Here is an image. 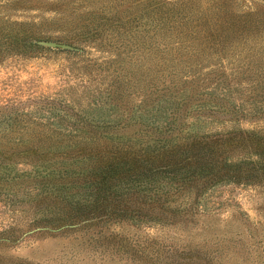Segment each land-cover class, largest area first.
<instances>
[{"label": "rangeland", "instance_id": "374dc122", "mask_svg": "<svg viewBox=\"0 0 264 264\" xmlns=\"http://www.w3.org/2000/svg\"><path fill=\"white\" fill-rule=\"evenodd\" d=\"M157 1L0 0V107L9 106L0 110V152L11 159L10 175L36 171L24 159V145L51 143L56 135L49 139L45 130H72L80 124L78 114L93 110L91 87L110 89L117 113H131L146 93L156 106L191 103L192 96L207 105L222 103L224 113L217 107L215 118L198 130L264 138V0H166L178 4L169 16L166 8L152 10ZM140 16L149 20L148 30H130ZM50 37L65 42L44 40ZM49 109L63 120H42ZM109 109L104 112L118 120ZM2 113L13 118L2 119ZM128 125L119 135L129 138L139 129ZM235 145L224 155L235 153L233 161L244 155ZM44 155L52 162L35 157L33 163L60 170L64 178L65 168L74 169L73 158ZM58 178L0 181V233L11 232L10 240L0 242V264H264V180L210 191L201 229L189 243L174 227L129 216L105 221L88 214L55 228L64 216V194H70L65 188L73 186ZM41 182L49 189L37 197L30 188ZM184 243L199 247L197 262L177 258L181 252L173 250Z\"/></svg>", "mask_w": 264, "mask_h": 264}, {"label": "trees", "instance_id": "16d2710c", "mask_svg": "<svg viewBox=\"0 0 264 264\" xmlns=\"http://www.w3.org/2000/svg\"><path fill=\"white\" fill-rule=\"evenodd\" d=\"M177 5L158 0L152 4V10L166 8L169 16ZM135 22L136 25L130 30H148L145 28L149 25L148 19L143 21L140 16ZM44 40L65 42L51 37ZM56 49L64 50L61 47ZM88 89H95L96 93L93 95L92 91L91 97H88L93 110L85 115L78 114L79 118L81 116L80 124L75 125L72 130H45L49 139L56 135L53 138L55 140L51 141L53 144L37 139L36 145H24V159L31 162L27 164H33L35 172L25 171L22 176L10 175L8 164L11 159L0 152V158L6 161V165L0 163V181L32 176L33 179L46 176L51 178L56 174L59 181L69 179L73 186L65 188H69L70 194H64V206L60 211L61 216H64L61 221L56 222L55 228L84 219L88 214L105 221L129 216L136 222H159L164 227H174L180 231L177 233L180 239H187L192 243L195 232L201 229L200 220L206 210L203 205L210 191L222 185H255L264 180V151L258 148L264 142L261 134L247 131L206 133L197 129L205 125L206 118H215L212 114L217 107H221L220 113H224L226 106L222 103L211 101L207 105L192 96L191 103L187 100L177 101L176 104L166 101L168 107L156 106L149 103L152 93H146L143 101L131 113H127V110L117 113L113 108L114 95L110 89ZM165 89L170 92L168 86ZM176 92L184 93V88ZM215 99L216 95L213 100ZM47 105L50 107L53 103L48 101ZM105 108H110L109 114L115 111L118 120L106 114ZM7 109L8 105L0 107L4 113ZM49 110L47 117L41 115L42 120L50 119V125L55 124L51 123L55 119L63 120L62 115H56L54 109ZM208 110L212 113L207 115ZM95 111L99 113L96 114ZM1 117L8 118V121L13 118L12 115L8 117L3 113ZM128 121L138 125L139 129H135L132 137L125 138L118 132L130 127ZM234 144L235 149L242 150L239 157L244 154L237 161L230 160L235 153L233 156H224ZM44 153L56 154L57 158L58 154H62L60 156L66 160L73 158L70 166L74 169L69 171L65 168L64 178L61 177L60 170L49 172L45 165H35V157H43L44 161L52 162ZM52 188L56 187L50 189ZM30 189L40 197L43 196L41 192L49 188L41 182ZM65 190L62 189V192ZM44 194L57 196L52 192ZM10 233H0V242L10 240ZM154 242L157 243L158 240ZM186 244L180 251L173 250L181 252L177 258L197 262L200 259L199 247ZM159 254L158 251L157 255ZM174 257L176 256L170 257V260L177 259Z\"/></svg>", "mask_w": 264, "mask_h": 264}, {"label": "water", "instance_id": "95a60500", "mask_svg": "<svg viewBox=\"0 0 264 264\" xmlns=\"http://www.w3.org/2000/svg\"><path fill=\"white\" fill-rule=\"evenodd\" d=\"M55 47H64V45H61V44H57V45H55Z\"/></svg>", "mask_w": 264, "mask_h": 264}]
</instances>
